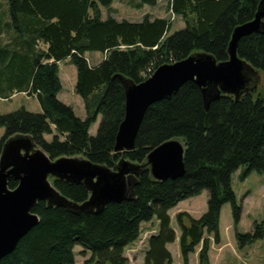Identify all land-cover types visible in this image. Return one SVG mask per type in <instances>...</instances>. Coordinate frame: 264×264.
I'll return each instance as SVG.
<instances>
[{"label": "trees", "instance_id": "trees-1", "mask_svg": "<svg viewBox=\"0 0 264 264\" xmlns=\"http://www.w3.org/2000/svg\"><path fill=\"white\" fill-rule=\"evenodd\" d=\"M114 1L7 0L9 20L3 27L16 37L9 44L0 43V99L23 93L36 98L41 113L21 108L0 115L4 129L0 156L7 141L26 136L51 160L83 157L115 169L122 158L144 166L154 148L179 140L185 148V173L176 180L156 182L145 167L137 176L133 196L98 214L76 215L38 203L33 209L38 225L0 264H75L76 247L83 256L90 255L84 264H128L125 250L139 240L141 226L154 219L159 230L148 240L143 264H172L167 245L175 242L176 234L169 212L204 191L206 213L198 220L181 213L176 222L183 264L199 248L198 264H210L208 237L219 243L223 205H231L235 225L241 215L231 176L240 171L239 179L244 180L251 172L264 174V93L257 79L256 87L239 99L222 95L208 109L196 85L182 87L148 108L133 151L113 152L125 116V84H141L158 67L197 54L210 55L218 63L227 61L233 30L253 20L261 0H169L168 10L184 24L170 36L172 25L165 18L144 16L131 23L109 15L104 20L102 9L109 12ZM158 1L130 0L136 9L154 8ZM89 52L102 53L103 62L90 66L85 59ZM237 54L264 74V30L242 39ZM66 60L77 70L75 93L83 101L84 120L57 99L62 91L58 65ZM99 116L97 134L90 137L89 129ZM45 136H52V141ZM52 184L75 204L89 198L83 186L61 180ZM8 187L15 189L17 182L10 181ZM254 227L253 233L236 234L240 247L264 238V222Z\"/></svg>", "mask_w": 264, "mask_h": 264}, {"label": "water", "instance_id": "water-1", "mask_svg": "<svg viewBox=\"0 0 264 264\" xmlns=\"http://www.w3.org/2000/svg\"><path fill=\"white\" fill-rule=\"evenodd\" d=\"M264 30V0L258 5L252 21L236 27L228 45V60L217 62L207 54L190 56L174 64H165L141 84H125V116L119 126L113 152H131L149 107L171 98L182 87L194 84L201 90L205 108L222 95L239 99L249 89L252 75L258 73L237 54L239 42ZM255 81V82H256ZM185 148L179 140H169L154 148L146 165L130 163L123 158L115 169L94 164L78 157L51 160L31 139L19 136L4 145L0 156V262L11 255L19 242L38 225L33 213L38 203L50 208H64L73 214H98L106 206L121 203L133 196L137 176L147 167L156 182L181 178ZM17 182L10 189V181ZM53 180L83 186L89 198L75 204L64 198L53 186Z\"/></svg>", "mask_w": 264, "mask_h": 264}, {"label": "rangeland", "instance_id": "rangeland-1", "mask_svg": "<svg viewBox=\"0 0 264 264\" xmlns=\"http://www.w3.org/2000/svg\"><path fill=\"white\" fill-rule=\"evenodd\" d=\"M5 2V0H0ZM134 2V0H131ZM130 0H116L111 6L109 12L102 9V18L112 16L117 21H127L131 23L141 22L144 16L149 18H165L171 23L169 36L182 30L184 24L180 18H176L168 9L163 6L151 8L144 6L136 9L134 3ZM174 16V17H173ZM10 38L6 39L9 44ZM41 48V45L38 46ZM43 48V47H42ZM85 59L90 66H99L104 58L99 52H89L85 54ZM59 78L62 85V91L58 94L59 102L70 107L75 116L81 120L85 119V112L82 99L75 93L77 82V70L68 60L59 63ZM258 82L261 92L264 93V74L258 73ZM21 108L32 114H40L41 108L34 97H28L23 93L14 92L8 100L0 99V115H7L17 112ZM99 116L95 123L89 129L90 137H95L100 124ZM4 135V129L0 128V139ZM47 142L52 141V136H45ZM241 172L237 171L231 176V189L235 194L236 203L241 208L239 223L235 225L232 208L229 203L223 205L218 226L219 243H215L213 237H208L210 241L209 260L210 264H264V238L255 241L253 244H245L240 247L236 240V234L244 235L255 231L254 224L264 222V174L251 172L244 180H240ZM208 193L202 192L200 195L180 202L176 208L169 213L171 220V229L176 234L174 243L167 245L168 252L171 255L172 264H183L180 250L179 238L180 231L176 222L177 215L181 213L188 214L191 218L198 220L207 210ZM159 230V224L156 219L148 224L141 226V235L139 241L135 242L125 250V258L128 264H143L144 255L147 250L148 240L156 236ZM200 249V248H199ZM189 256L188 264H198V252ZM83 250L80 247L74 249L75 264H84L90 258L89 254L83 256Z\"/></svg>", "mask_w": 264, "mask_h": 264}, {"label": "crops", "instance_id": "crops-1", "mask_svg": "<svg viewBox=\"0 0 264 264\" xmlns=\"http://www.w3.org/2000/svg\"><path fill=\"white\" fill-rule=\"evenodd\" d=\"M123 2H125V0H123ZM168 3H169V0H159L158 3H157V5L155 7L163 6V8L165 7L166 9H169L170 7L168 6ZM0 6L3 7V10L2 11L0 10V43L2 42V43L5 44L7 38H10V41L9 42H11L14 39V37H16V35L14 33H9V35H7L5 33V28L3 27L4 26V23H7L8 20H9L8 19V16H7V0H5L4 3L1 2L0 3ZM103 58H104V55H103ZM9 97H11V96H9ZM143 225H145V224H143ZM133 246H135V245H131L128 248L133 247ZM167 249H168V246H167Z\"/></svg>", "mask_w": 264, "mask_h": 264}, {"label": "flooded vegetation", "instance_id": "flooded-vegetation-1", "mask_svg": "<svg viewBox=\"0 0 264 264\" xmlns=\"http://www.w3.org/2000/svg\"><path fill=\"white\" fill-rule=\"evenodd\" d=\"M255 75H252V80H251V83H250V85H249V89H251L252 90V88H255L256 87V85H255Z\"/></svg>", "mask_w": 264, "mask_h": 264}, {"label": "built area", "instance_id": "built-area-1", "mask_svg": "<svg viewBox=\"0 0 264 264\" xmlns=\"http://www.w3.org/2000/svg\"><path fill=\"white\" fill-rule=\"evenodd\" d=\"M173 17H174V16H173ZM152 74H153V73H152ZM152 74H151V75H152Z\"/></svg>", "mask_w": 264, "mask_h": 264}]
</instances>
